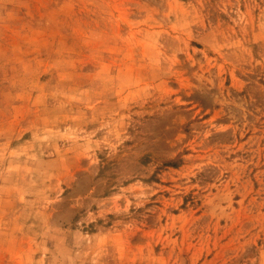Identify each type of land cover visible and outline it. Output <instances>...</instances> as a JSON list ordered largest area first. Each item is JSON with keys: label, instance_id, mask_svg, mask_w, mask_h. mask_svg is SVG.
Instances as JSON below:
<instances>
[{"label": "rangeland", "instance_id": "1", "mask_svg": "<svg viewBox=\"0 0 264 264\" xmlns=\"http://www.w3.org/2000/svg\"><path fill=\"white\" fill-rule=\"evenodd\" d=\"M0 264H264V0H0Z\"/></svg>", "mask_w": 264, "mask_h": 264}]
</instances>
